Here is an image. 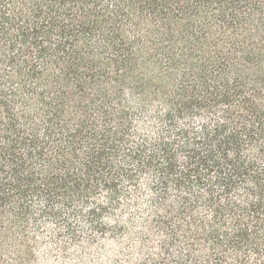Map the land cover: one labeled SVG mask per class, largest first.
I'll return each mask as SVG.
<instances>
[{
  "label": "trees",
  "instance_id": "16d2710c",
  "mask_svg": "<svg viewBox=\"0 0 264 264\" xmlns=\"http://www.w3.org/2000/svg\"><path fill=\"white\" fill-rule=\"evenodd\" d=\"M107 235L264 264V0H0V264Z\"/></svg>",
  "mask_w": 264,
  "mask_h": 264
},
{
  "label": "rangeland",
  "instance_id": "374dc122",
  "mask_svg": "<svg viewBox=\"0 0 264 264\" xmlns=\"http://www.w3.org/2000/svg\"><path fill=\"white\" fill-rule=\"evenodd\" d=\"M88 236L82 235V241ZM128 237H121L113 242L110 236L97 237L91 246H70L64 252L50 249L51 260L48 262L39 260L38 264H141L143 263V252ZM40 257V258H41Z\"/></svg>",
  "mask_w": 264,
  "mask_h": 264
}]
</instances>
